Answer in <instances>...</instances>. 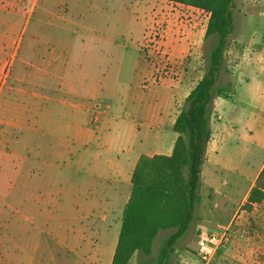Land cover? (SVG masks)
Listing matches in <instances>:
<instances>
[{"label": "rangeland", "instance_id": "rangeland-1", "mask_svg": "<svg viewBox=\"0 0 264 264\" xmlns=\"http://www.w3.org/2000/svg\"><path fill=\"white\" fill-rule=\"evenodd\" d=\"M95 1L75 2L81 6V16H76L75 9L66 15L65 21L50 19L57 27L69 29L67 49L39 42L37 46L33 43V50H29L32 31L38 26L48 27L47 17L41 16L42 3L34 12L30 9L33 1L18 0L10 4L12 12L21 15L12 25L18 29L26 25V31L0 93V121L4 122L0 123V186L2 179H9L11 185L27 188L29 191L18 192L14 198H26L25 203L36 207L40 214L51 211L56 204L68 210L72 203L79 216L90 194L102 198L114 188L122 192L115 205L116 213H111V208L105 211L108 221L113 219L107 231L100 226L97 233H92L86 219L69 224L67 231L52 227L49 222L28 224L27 230L20 233L24 245L34 248V243L39 241L42 249L52 246L55 250L54 258L48 257L44 250L39 251L36 264H111L124 201L131 192L128 167L141 154H171L177 138L173 119L186 106L178 85L184 84L181 82L184 75L189 77L187 90L197 83L209 66L210 52L217 42L216 35L207 39L190 37L192 44L188 52L175 58L164 33L166 20L161 0H107V6L101 9ZM64 3L61 0L55 5L60 8ZM177 10L185 14L187 23L190 14H195L186 7ZM233 17L234 32L228 38L224 66L216 83L227 90L214 94L209 106L210 126L218 128L221 148L217 161L202 165L198 191L201 202L196 210V217L202 216L199 229L195 220L194 226L191 224L175 245L168 264H203L198 254L199 240L216 231L217 222L226 225L246 208L243 205L236 215L222 220L223 210H210V205L223 202L230 185L237 187L233 197L240 200L264 162V104L253 99L251 86L255 81L249 70L252 65L259 67L262 75L256 76L264 82V0H235ZM204 24L201 22L189 32H197ZM64 32L61 34L65 35ZM61 34L56 38L66 39ZM103 34L110 38L106 43L99 41ZM17 40L14 36L12 52L16 50ZM36 49L38 57L34 56ZM25 55L30 57V63L37 62L39 66L43 57L45 61L53 57V62L49 67L43 64L40 70L25 66L22 62ZM159 75L173 83L158 82ZM19 76L25 81L20 82ZM20 88L26 92H19ZM175 94L176 107L171 120H166L163 126L154 124L152 103L171 97L167 106L173 110ZM253 113H256L254 118ZM14 125L18 128H13ZM18 140L17 144L28 150L27 161L12 155ZM257 207L241 215L228 241L218 249L210 264H230L221 258L224 251L235 254L246 246L248 239L254 246L261 241L264 229H259L256 221H264V204ZM103 212L100 209L97 216ZM40 219L44 222V217ZM78 230H84L91 242L88 249L84 248L83 257L68 253L61 246L62 242L74 245L72 234ZM173 231L158 234L150 257L152 263ZM14 235L18 238L19 233L14 231ZM28 253L23 252L15 262L27 264ZM130 264H139L138 254Z\"/></svg>", "mask_w": 264, "mask_h": 264}, {"label": "crops", "instance_id": "crops-1", "mask_svg": "<svg viewBox=\"0 0 264 264\" xmlns=\"http://www.w3.org/2000/svg\"><path fill=\"white\" fill-rule=\"evenodd\" d=\"M18 0H0V93L4 89L5 84L7 83L8 80V73L11 70L15 60L17 59V56L19 54V49L21 47V44L23 42V34L26 31V25H22L19 29L15 27V24L12 25V21H16L19 16L21 17L20 14L12 12L10 8V4L12 5ZM27 2V1H33V4L31 6V12H34L36 8L39 6L40 3L41 5V16L42 17H47V28L44 29V27H36L32 31V43L29 45L28 49L33 50L31 45L34 43V45L37 46V43H45L47 45H56L63 47L62 49H67L69 46L68 42V37H67V32H69V29L67 27H57L56 24H54L50 19L52 18H57L64 20L66 19V15L70 13V11L77 9L78 12L76 16H81L80 14V5L76 4V1L80 0H63L65 3L64 5L59 8L55 5V3H59L61 0H19V2ZM88 1V0H86ZM95 2L99 3V8L101 9L102 7L107 6V0H96ZM164 4L163 6V18L166 20V28L164 30L165 37L169 43V45L172 47L174 52L175 58H181L182 54H186L188 50L190 49V45L192 44V41H190V37H201L205 38V32H206V27L207 23L209 20V14L202 13L200 10L197 8H194L192 6H187L184 4H179L175 2H170L167 0H161ZM19 3V4H20ZM165 4H168L171 6L167 7ZM97 6V4H95ZM9 6V8H8ZM186 7L188 10H192V13L195 14H190V23H187L188 20L184 19L185 14L183 12H180L177 10L178 8ZM85 8V7H84ZM86 8H89L86 5ZM11 11H10V10ZM58 9V10H57ZM60 9V10H59ZM33 10V11H32ZM84 10V9H83ZM88 10V9H87ZM12 12V13H11ZM65 13V14H63ZM88 15H92L90 11L87 12ZM198 13V16L196 15ZM201 14L203 16L201 17ZM29 15H26V20H29ZM73 14V17H76ZM17 22V21H16ZM201 22H205L204 27L200 30L189 32L191 28H196L198 25L201 24ZM65 23V22H64ZM57 28V29H55ZM65 31L66 39H61V38H56L59 36V33L61 34V31ZM56 32V33H53ZM18 35V36H17ZM64 34H61V37ZM16 36L18 37L17 40V47L14 52H12V40L13 37ZM49 36V38H47ZM54 37V38H53ZM104 38H99V41L102 40L103 42H108L110 38H106V36L103 34ZM50 39V40H49ZM15 43V41H14ZM39 49V48H37ZM37 49L36 54L34 56L38 57V51ZM41 57V56H40ZM43 57V56H42ZM29 56L24 57L22 62L24 63L25 66H33L36 69H42V65L44 64L46 67L51 66V63L53 62V57H50V61H45V57L42 58L43 62L42 64L37 65V62L35 63H30ZM250 72L254 75V85L251 86V92L253 99L256 98L258 99L259 102H262L264 104V82L262 79H260L257 76H261L262 72L259 69V67L252 65V67H249ZM257 75V76H256ZM156 77V76H155ZM263 77V76H262ZM20 82H24L25 78H22L21 76L18 77ZM202 78V77H201ZM200 78V79H201ZM264 78V77H263ZM158 82L161 83H166V82H171L169 78H165L162 75H159L156 77ZM198 79V81L200 80ZM189 80V77L187 75H184L181 79V82H184L182 85L179 86V95H184V99L188 96L190 91L194 88L195 84L190 90H187L186 85L187 81ZM197 81V82H198ZM250 81V79H248ZM176 85V84H175ZM48 87V86H47ZM50 87V86H49ZM48 87V88H49ZM19 92H26L24 89H19ZM171 97L164 99L163 100H158L156 99L155 102L152 103L151 109L153 110L154 113V119L155 123L158 125H165L166 120H171V114L174 112V109L176 107V100H177V94L173 96V110L169 108L168 102ZM171 103V100H170ZM253 118L256 117V113H253L251 115ZM177 117V116H176ZM176 117L173 119V124L175 122ZM0 123H4L0 121ZM15 127L13 128H18V126L14 125ZM211 129H212V137L210 142L208 143L207 150H206V155H205V161L203 164L207 163H214L218 159V151L221 148V136L218 133V128L213 127V124H211ZM19 142L16 141L14 145V151L12 155L14 156L15 159H23V160H28L30 159L28 156H26V153L28 152L27 149L21 148V145L17 144ZM172 152V151H171ZM155 154L159 153H152L147 156H153ZM143 155V154H141ZM141 155H138L136 159L132 162L131 166L128 167L130 168V172L128 174V177L132 176L133 170L135 168V165ZM169 155V154H168ZM9 160V157H8ZM82 161V160H80ZM264 166L263 165L260 167L258 173L256 174L254 180L250 184V186L247 188V190L244 192L243 196L241 197L240 200H236L233 197V193L238 192V189L235 185H230L229 187V194L224 195L225 200L223 202H218L215 203L213 206L210 205V210L213 211H218L219 209L223 210L221 212L222 220H226L231 218V215H235L240 208L247 203V199L249 196L250 191L255 185L256 179L262 170ZM121 167H124L121 165ZM91 174V175H90ZM89 176H93L94 178H100V175L98 174H93L89 173ZM131 180V179H130ZM131 186V184H130ZM29 191L27 188L24 186H18V185H11L9 182V179L4 180L2 179V185L0 186V194L2 195V201L0 202V264H19L16 263V259H20L23 256V252L28 253V251H31L32 253H28V259L29 261L27 264H36V259L38 258V252L39 251H46L48 253V257L54 258L55 257V250L52 248V246H47L46 249H42L39 245L40 242L38 241L36 244L34 243V248H30L26 245L23 244L22 240V234L24 233L25 230H27V225H39V223H50L52 227H62L63 230L67 231L69 224L73 225L74 222H76L77 219H86L87 222L89 223V228L88 230H91L92 233H97V229H99L100 226L103 227L106 231L108 228L112 227V221H108V216L106 215L105 211L107 209H110L111 213H116L115 205L117 201H119L122 198V192L121 189L119 188H114L112 192L105 197L99 198L97 196H94L93 194H90L88 198H86V203L82 206L84 207L83 209V214L81 216L76 214V209L74 204H70L71 206L69 209H65L60 204H56L54 209H51V211L47 213L40 214L38 212V209L36 207H32L31 205H28L25 203L26 198L22 200V198H14L16 193L20 192L26 193ZM12 195L13 199H12ZM126 200L124 201V207L130 197V193L126 196ZM89 200V201H88ZM264 202L262 204H252L251 209L256 210L259 206H263ZM38 207V205H36ZM102 209L104 212L102 215L97 216V211ZM34 210V211H32ZM42 210V209H41ZM245 211H249L250 209H243ZM243 211V212H245ZM252 212V211H251ZM246 213V212H245ZM250 213V212H249ZM263 213H261L262 216ZM40 216L44 217V222H41L42 219H40ZM202 216L195 217L194 221L192 222L193 226L196 220V227L199 229V222H201ZM263 219H264V214H263ZM261 217V218H262ZM223 222V221H222ZM222 222H217L215 224V227L219 228L222 226ZM256 224H259L258 226L259 229H264V221H256ZM14 231L16 233H19L18 238L14 235ZM120 232V231H119ZM22 233V234H20ZM56 233V230H55ZM74 234V235H73ZM71 241L74 242V245L69 246L66 242H62L61 246L64 248L68 253H73L77 254L78 257H83L84 253L83 251L84 248L88 247L91 245V242L88 241V236H86V232L84 230H78L77 233H74L73 231ZM57 235V233H56ZM55 235V236H56ZM117 240L119 234L116 235ZM248 243H246V246H242L241 251H237L241 254H237L235 251V254H233V251L231 252H225L223 255H221V258H226L228 263L230 264H264V234L263 238H261V241L257 243L256 246H254V243L248 239ZM113 248V255L114 251L116 248ZM227 256L225 257V255ZM231 257H228V256ZM41 256V255H40ZM43 256V255H42ZM233 256V257H232ZM232 258V259H231Z\"/></svg>", "mask_w": 264, "mask_h": 264}, {"label": "trees", "instance_id": "trees-1", "mask_svg": "<svg viewBox=\"0 0 264 264\" xmlns=\"http://www.w3.org/2000/svg\"><path fill=\"white\" fill-rule=\"evenodd\" d=\"M209 13L205 39L216 35L210 63L185 99L173 130L177 138L171 154L141 155L131 176L130 197L123 209L121 228L111 264H130L138 254L139 264H168L175 245L190 228L201 199L200 176L212 137L209 106L225 62L228 38L234 32L235 0H167ZM264 202V166L249 193L245 207ZM174 231L165 240L154 261L155 239L161 231Z\"/></svg>", "mask_w": 264, "mask_h": 264}, {"label": "built area", "instance_id": "built-area-1", "mask_svg": "<svg viewBox=\"0 0 264 264\" xmlns=\"http://www.w3.org/2000/svg\"><path fill=\"white\" fill-rule=\"evenodd\" d=\"M195 8V7H194ZM202 13L209 14L208 12L197 8ZM245 212H241V215ZM236 215V214H235ZM241 215L235 216L228 224L220 226L216 231L208 233L205 237L199 240L198 254L203 264H210L218 252L229 239L230 232L233 231V225L238 224Z\"/></svg>", "mask_w": 264, "mask_h": 264}]
</instances>
